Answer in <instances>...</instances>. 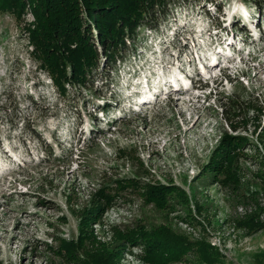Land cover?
<instances>
[{"label": "rangeland", "instance_id": "obj_1", "mask_svg": "<svg viewBox=\"0 0 264 264\" xmlns=\"http://www.w3.org/2000/svg\"><path fill=\"white\" fill-rule=\"evenodd\" d=\"M221 6L225 14L250 19L261 34L264 0H182L153 30L135 33L124 61L112 68L101 59L90 88L65 82L63 93L34 55L28 30L36 27L33 15L0 14V167L9 161L0 175V264H71L59 246L77 239L81 218L104 199L109 203L91 229L94 243L108 250L117 244L114 227L165 225L192 245L208 247L205 257L190 248L169 264H264V43L256 41L257 28L243 31L239 22L231 33L214 35L217 27L209 20ZM176 18L180 37L168 42ZM193 27L201 35L194 41L201 52L221 59L225 47L234 52L229 63L237 52L244 60L256 58L242 67L247 81L226 84L216 75L214 89L199 71L196 79L207 86L204 91L214 89L208 100L189 103L188 97L170 93L169 102L139 111L120 107L129 79L155 69L159 41L161 58L173 69L191 59L186 48ZM224 37L231 38L232 47ZM238 40L244 45L239 51ZM165 60L160 64L166 66ZM220 63L212 65L216 73L226 67ZM102 66L112 69L107 80ZM236 72L232 65L224 74L234 79ZM188 90L201 95L196 87ZM230 123L238 130L229 132ZM226 134L247 138L246 146L230 151L240 170L236 188L223 184L212 165ZM8 148L15 157L4 153ZM159 185L176 188L164 192L165 210L141 195ZM122 256L121 264H147L140 247H127Z\"/></svg>", "mask_w": 264, "mask_h": 264}, {"label": "trees", "instance_id": "obj_2", "mask_svg": "<svg viewBox=\"0 0 264 264\" xmlns=\"http://www.w3.org/2000/svg\"><path fill=\"white\" fill-rule=\"evenodd\" d=\"M180 1L0 0V14L9 13L16 18L26 12L33 15L37 21L36 27L28 30L34 45V55L40 61V66L51 75L56 89L63 93L65 82L90 88L99 68L97 63L101 59L111 61L112 68L117 61H124L131 54L128 42L133 41L135 33L145 28L153 30L157 22L168 18L170 10ZM252 4L255 8L259 6L256 1H252ZM217 10L220 12V8ZM214 21L217 26L222 24L218 16L214 17ZM131 46H135V43ZM102 70L105 80L109 79L112 69L102 66ZM227 105L226 101L221 104L226 115L224 121L228 120ZM229 130L235 132L238 127L230 123ZM246 144L247 138L240 135L226 134L222 137L213 154L212 165L218 174L223 175V184L237 187L240 170L234 168L230 151ZM135 187L132 184L131 188ZM173 189L176 188L163 185L148 187L142 190L141 195L147 204L165 210L169 205L163 194ZM108 203L104 199V204L97 205L93 212L81 218L76 240L61 243L59 252L66 261L71 264H121L127 247H140L143 254L141 259L147 264H169L181 260L190 248H196L198 254L206 256L205 249L208 247L200 243L192 245L165 225L151 229L142 223L124 230L114 227L113 238L117 244L112 250L101 243H94L91 226L99 220ZM195 206L197 210L200 209L197 203ZM85 241L90 242V245L86 246Z\"/></svg>", "mask_w": 264, "mask_h": 264}, {"label": "bare ground", "instance_id": "obj_3", "mask_svg": "<svg viewBox=\"0 0 264 264\" xmlns=\"http://www.w3.org/2000/svg\"><path fill=\"white\" fill-rule=\"evenodd\" d=\"M223 40H224V41H227L228 44H230L229 46H232L231 42H229V41H231V38H229V37H224ZM220 52H222V53L225 52L224 47H222V48L220 49ZM229 58H230V57H228V59H229ZM175 92H176L180 97H182V96H189V95H188V91H187L186 89H184V88H178L177 91H175Z\"/></svg>", "mask_w": 264, "mask_h": 264}, {"label": "snow or ice", "instance_id": "obj_4", "mask_svg": "<svg viewBox=\"0 0 264 264\" xmlns=\"http://www.w3.org/2000/svg\"><path fill=\"white\" fill-rule=\"evenodd\" d=\"M213 64H215V60H213Z\"/></svg>", "mask_w": 264, "mask_h": 264}]
</instances>
